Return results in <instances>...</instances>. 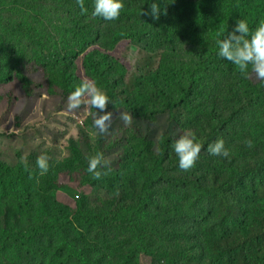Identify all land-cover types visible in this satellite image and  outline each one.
I'll list each match as a JSON object with an SVG mask.
<instances>
[{
	"label": "trees",
	"instance_id": "16d2710c",
	"mask_svg": "<svg viewBox=\"0 0 264 264\" xmlns=\"http://www.w3.org/2000/svg\"><path fill=\"white\" fill-rule=\"evenodd\" d=\"M3 2L0 107L14 81L27 97L67 100L84 79L81 60L109 98L105 112L133 122L107 142L88 115L89 131L43 153L0 150V264H264V82L216 45L238 20L250 29L264 20V0H123L112 21L92 16L94 0L84 15L76 0ZM127 40L124 50L137 52L130 68L119 47ZM186 130L202 145L188 171L172 148ZM218 139L229 157L207 151ZM98 152L111 164L95 180L87 157Z\"/></svg>",
	"mask_w": 264,
	"mask_h": 264
},
{
	"label": "clouds",
	"instance_id": "9594fccd",
	"mask_svg": "<svg viewBox=\"0 0 264 264\" xmlns=\"http://www.w3.org/2000/svg\"><path fill=\"white\" fill-rule=\"evenodd\" d=\"M76 2L81 14H86L88 10L84 0H76ZM123 8V0H94L92 16L101 17L106 21L116 20ZM160 12L161 9L157 3L150 5L148 14L154 19H159ZM216 45L217 55L234 64L246 79L254 76L256 80L264 82V20L260 21L254 29L249 28L246 20H238L234 30L226 38L217 39ZM108 102V96L94 81L83 79L67 97V109L72 111L84 106L88 114L93 117L94 128L104 134L109 131L112 123V113L105 112ZM92 109L99 111L93 112ZM117 118L125 126L133 122V116L129 112L122 111ZM246 144L250 147L251 141H246ZM172 148L178 157L180 169L188 171L195 166L202 145L197 142L195 132L186 130L174 141ZM207 151L213 156H230L223 139L209 144ZM87 160L86 170L95 180L101 179L102 175H107V171H102L103 169L110 170L111 161L106 159L103 153L98 152L88 156ZM48 161L49 157L46 154L37 157L36 165L40 176L48 173ZM114 194L119 196V190L117 189Z\"/></svg>",
	"mask_w": 264,
	"mask_h": 264
},
{
	"label": "rangeland",
	"instance_id": "374dc122",
	"mask_svg": "<svg viewBox=\"0 0 264 264\" xmlns=\"http://www.w3.org/2000/svg\"><path fill=\"white\" fill-rule=\"evenodd\" d=\"M10 1L17 2V0ZM0 7L4 8L3 0H0ZM46 23V28H50L51 22ZM128 43V40L122 41L119 47L122 54L121 59L130 68L131 62L136 59L137 52L133 54L124 50ZM78 65L79 75L88 79L84 73L81 60ZM31 74L38 82L42 81L43 77L40 72L32 71ZM2 89L5 97L7 93L8 102L9 98L11 99L10 103L0 107V131L14 132L10 137L9 135L4 136L0 140V150L4 155H8L7 153L11 155V152L22 150L21 154L26 157L32 149H37L38 152L43 153L54 142L65 143L68 137L79 135L81 128L88 130L85 119L88 118L89 114L84 106L69 111L67 100H62L59 96L48 95L46 91H37L32 97H27L18 81L9 83ZM35 90H38V87H35ZM109 112L112 113L109 131L104 134L99 133L97 129L90 131L93 137L104 138L107 142L117 137L120 138L128 127L117 118L122 110ZM9 123L10 126L6 128ZM64 131L65 135L62 136L60 132ZM58 135H61L59 139H57Z\"/></svg>",
	"mask_w": 264,
	"mask_h": 264
}]
</instances>
